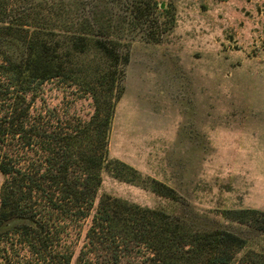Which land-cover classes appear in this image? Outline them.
I'll return each instance as SVG.
<instances>
[{
  "label": "rangeland",
  "instance_id": "374dc122",
  "mask_svg": "<svg viewBox=\"0 0 264 264\" xmlns=\"http://www.w3.org/2000/svg\"><path fill=\"white\" fill-rule=\"evenodd\" d=\"M39 1L34 15L50 26L128 51L108 156L137 175L104 170L98 198L163 211L188 231L231 232L245 241L234 264H264V232L234 214L264 213V0H151L144 24L130 13L146 0ZM74 60L90 81L113 71L92 48ZM57 85L48 104L70 106ZM14 240L0 242V264H31Z\"/></svg>",
  "mask_w": 264,
  "mask_h": 264
},
{
  "label": "trees",
  "instance_id": "16d2710c",
  "mask_svg": "<svg viewBox=\"0 0 264 264\" xmlns=\"http://www.w3.org/2000/svg\"><path fill=\"white\" fill-rule=\"evenodd\" d=\"M39 2L0 0V242L15 239L31 264H234L245 241L231 232L188 231L163 211L98 198L104 170L137 175L108 156L128 51L50 26L34 15ZM146 5L133 23L156 12L157 2ZM89 48L113 71L82 77L74 58ZM51 83L70 106L48 104ZM234 214L264 232V213Z\"/></svg>",
  "mask_w": 264,
  "mask_h": 264
}]
</instances>
